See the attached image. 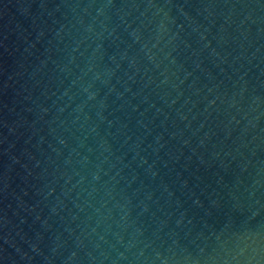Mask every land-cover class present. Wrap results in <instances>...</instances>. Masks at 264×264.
Here are the masks:
<instances>
[{"label":"water","instance_id":"obj_1","mask_svg":"<svg viewBox=\"0 0 264 264\" xmlns=\"http://www.w3.org/2000/svg\"><path fill=\"white\" fill-rule=\"evenodd\" d=\"M0 264H264V0H0Z\"/></svg>","mask_w":264,"mask_h":264}]
</instances>
